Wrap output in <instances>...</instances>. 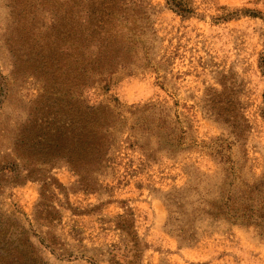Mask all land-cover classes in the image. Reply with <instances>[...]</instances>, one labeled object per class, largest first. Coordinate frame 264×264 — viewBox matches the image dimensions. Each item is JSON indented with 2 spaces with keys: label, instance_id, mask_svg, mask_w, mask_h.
<instances>
[{
  "label": "rangeland",
  "instance_id": "1",
  "mask_svg": "<svg viewBox=\"0 0 264 264\" xmlns=\"http://www.w3.org/2000/svg\"><path fill=\"white\" fill-rule=\"evenodd\" d=\"M138 1L131 63L85 95L119 114L118 146L80 175L62 159L0 172V264H110L121 216L133 264H264V0ZM65 7L0 0V163L67 90Z\"/></svg>",
  "mask_w": 264,
  "mask_h": 264
},
{
  "label": "trees",
  "instance_id": "2",
  "mask_svg": "<svg viewBox=\"0 0 264 264\" xmlns=\"http://www.w3.org/2000/svg\"><path fill=\"white\" fill-rule=\"evenodd\" d=\"M64 10L66 38V62L70 70L66 77L67 90L57 91L54 104L41 117H33L20 128L9 148L15 161L3 164L0 172H12L22 168L30 173L37 164L48 165L62 159L75 173L81 169H98L109 162L111 152L118 146L119 114L105 104H93L86 93L106 75H113L118 68H126L129 58L124 31L134 19L140 2L137 0H60ZM177 11H186L173 0ZM135 9V10H134ZM60 24V23H59ZM57 27V26H55ZM130 45V43H128ZM60 62V60H59ZM57 73V81L61 73ZM59 83V82H58ZM6 90L0 86V91ZM6 94V92H5ZM1 106V104H0ZM227 123H236V107H231ZM50 161V162H49ZM18 162L23 163L22 167ZM30 178V175L28 176ZM45 182V180H44ZM209 206L208 202H203ZM192 205V204H191ZM228 203L219 212L229 215L230 221H250L251 218L230 211ZM211 216V211L204 212ZM119 218L118 229L124 237L123 248L114 247L110 252V264H133L139 254V236L133 224L135 220ZM132 221V222H131ZM130 226V227H129ZM184 237V231L181 230ZM182 237V236H181ZM130 253V257L128 256Z\"/></svg>",
  "mask_w": 264,
  "mask_h": 264
}]
</instances>
